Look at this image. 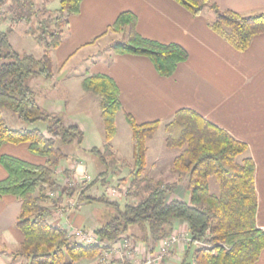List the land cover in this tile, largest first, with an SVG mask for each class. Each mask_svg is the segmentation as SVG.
<instances>
[{
    "label": "trees",
    "instance_id": "16d2710c",
    "mask_svg": "<svg viewBox=\"0 0 264 264\" xmlns=\"http://www.w3.org/2000/svg\"><path fill=\"white\" fill-rule=\"evenodd\" d=\"M174 1L193 16L211 12L209 27L239 52L248 50L253 39L264 33V13L241 14L210 0ZM82 2L59 0V9L52 11L36 5V0H0V25L5 22L10 26H31L29 33L45 47L40 58L20 54L9 39L14 29H0V146L27 143L33 154L46 158L44 165H33L0 156L8 172V177L0 182V196L12 195L22 204L16 226L24 240L12 254L13 259L25 258L27 264H76L99 257L109 243L122 239L131 229L138 232V236L133 234L134 239L146 243L169 238L174 223L180 220L187 224L190 239L180 264H256L264 250V231L256 221L255 163L248 156V146L192 109L177 111L165 125L166 146L179 150L172 165L176 181H155L146 175L147 142L156 135L161 122L138 124L127 114L133 162L119 159L112 147L121 110L118 86L107 75H88L82 90L98 98L106 134L104 151L94 148L90 152L99 155L105 170L89 185L64 188L58 182L56 168L67 157L58 144H68L76 137H80V144L83 134L77 126L66 127L58 116L41 107L28 81L54 77L52 52L61 45L68 18L80 13ZM136 23L135 15L124 12L111 26V32L124 35L112 44L114 54L145 56L161 76H172L177 66L188 59L186 49L142 37L136 31ZM3 111H10L28 126L43 125L45 131L38 126L13 130ZM117 166L129 168L128 177L119 181L129 179L127 196L138 201L120 205L104 195H88L99 184L109 186L108 177ZM182 181H187L190 202L173 197ZM212 183L216 192H212ZM50 191H60L59 198L52 199ZM64 198H76L77 203L100 202L114 208L112 218L94 231L98 244L81 245L72 241L66 230L49 223L52 209L48 204L53 201L58 207Z\"/></svg>",
    "mask_w": 264,
    "mask_h": 264
},
{
    "label": "crops",
    "instance_id": "0c3cea01",
    "mask_svg": "<svg viewBox=\"0 0 264 264\" xmlns=\"http://www.w3.org/2000/svg\"><path fill=\"white\" fill-rule=\"evenodd\" d=\"M210 1L223 9L241 14L264 13V0ZM36 5L52 11L58 10L60 6L59 0H36ZM124 12L136 16V31L142 37L161 44H178L186 49L188 59L177 66L172 76H161L152 61L145 56L114 54L111 43L103 46L111 34L117 38L119 36L120 40L123 39L122 33H113L109 29ZM212 20L211 12L204 11L199 16H193L174 0H83L80 13L68 18L69 26L65 28L61 45L52 52L54 77H34L28 81V85L36 92L37 103L49 113L61 117L64 124V111L69 109V98L67 96L66 101L59 100L58 86L61 83L77 79L79 89L76 94L80 102L88 101L100 110L98 98L83 92L82 82L88 75L93 74H104L112 78L118 86L121 103V110L116 118L117 134L112 140V147L116 156L129 164L133 162V140L132 131L125 124L127 114L138 124L160 121L159 132L165 130V125L173 120L177 111H196L212 124L247 144L248 156L255 163V188L258 197L256 221L257 226L264 231V33L253 39L248 50L239 52L212 31L209 27ZM0 26L5 31L10 24L4 22ZM23 31V34H27ZM44 51L45 48L43 53ZM74 71L76 72L73 73ZM83 108L82 106L85 112ZM3 116L13 130L38 126L45 131L43 125L28 126L22 123L10 111H3ZM97 118L101 122V113L94 120L97 121ZM68 124L80 129V124L74 120L69 119ZM94 124L99 126L97 122ZM119 124L127 134L125 153L119 143ZM81 126L84 128V124ZM89 153L90 151L84 150L82 155L90 158L94 175L85 157L82 158L78 152L67 155L56 168V178L62 186L65 179L70 177L87 174L92 178L91 182L99 178L102 172L95 176L97 165ZM148 153L149 148L146 175L150 177L149 172L154 171L159 164L158 160L149 162ZM3 155L33 165L46 163V158L33 154L27 143H6L0 146V156ZM174 159L169 171L172 175L170 174L171 177L167 178L166 183L177 179L172 172ZM117 167L108 177L110 184L128 177L129 168ZM7 177L8 172L0 161V182ZM99 185L92 188L88 195H104L111 202L120 205L127 203L124 197L111 200L107 195L108 186ZM67 200L64 198L60 205L65 204ZM73 200L77 201L76 198ZM94 204L102 205L100 202L77 203L78 206L73 210L65 205L64 211L59 213L56 203L52 201L48 204L52 209L49 223L63 228L72 241L79 243L75 237L70 236L72 232L82 230L94 233L104 224V220L96 215ZM21 210L22 204L16 197L0 196V264H27L25 258L14 260L12 256L24 240L22 231L16 226ZM133 234L138 236L136 229H131L130 233L117 242L109 243V248L99 257L81 260L76 264H103L101 259L106 254H109L108 264H135L148 257L154 258L160 253L161 241L146 243L134 239ZM173 234L181 239L189 238L187 224L176 221ZM187 247L188 243L185 242L174 246L163 264H180ZM256 264H264V250Z\"/></svg>",
    "mask_w": 264,
    "mask_h": 264
},
{
    "label": "rangeland",
    "instance_id": "374dc122",
    "mask_svg": "<svg viewBox=\"0 0 264 264\" xmlns=\"http://www.w3.org/2000/svg\"><path fill=\"white\" fill-rule=\"evenodd\" d=\"M9 27H12L16 31L14 32L15 34L13 33L9 39L11 41L12 46L17 52H19L20 54L34 55L35 57H38V58L43 55V50L45 47H43L44 45L41 43L38 44L35 36L29 33V29H31V26L15 24ZM0 28L2 29L1 26ZM23 30H25L27 34H23L24 32ZM118 40H120L119 36L117 38V36H115L114 34H111L110 37L107 40H105V42L103 43V46H107L110 43L114 44V42ZM76 71H74L73 73H75ZM78 89H79V85H78L77 79H70L64 83H61L58 86L59 100L66 101L67 96L69 98V101H68L69 109L64 111L66 113L64 114V117H63L64 125L66 127H70L71 125L68 124L69 119L74 120L76 123L80 124L79 130L83 134V137H81L80 144H78L80 137L74 138L72 142L68 144H61V143L58 144L59 148L62 150V152L65 155H72V154H75L76 152H78L79 155H82L84 150L91 151L94 148L104 151V148L106 145L105 127L102 123V120L100 122V119L98 120L97 118V121H95L96 117H99V113H100L99 107L96 108L94 105H91L88 101L80 102L76 94V91ZM82 106L84 107L83 109H85V112L82 110ZM7 120H8V116H7ZM94 122L99 123V126L97 124H94ZM126 122H125L126 126L131 131L129 124ZM9 124L13 126L11 123ZM83 124H84V128L81 126ZM118 129H119V139H120L119 143L123 146V149H124L123 152L125 153L127 134L122 125L119 124ZM166 136H167L166 131L162 129L159 132H157L155 137L148 143L149 162L152 163L155 160H158V164H159L158 167L154 171L149 172L150 177L156 180L164 181V182H166L168 177L169 178L171 177L170 176L171 173L169 171H170L172 160L174 159L175 156L179 154L178 149H170L166 146ZM89 154L91 155V158L95 161V165H97L98 171H95V176H98L99 172H103L105 168L100 162L99 155L95 153H91V152ZM84 157L85 156L82 155V158ZM85 158H86L85 160L89 168L91 169V173L94 175V170L92 169L93 165L89 161L90 158L88 157H85ZM90 183L91 182H88L86 184L89 185ZM213 183H212V192H216V186ZM110 186H114V187L129 186V179L124 182L118 180L114 182V184H110L108 187ZM175 196L186 202L191 201V192L187 187V181H182L181 183H179V186L177 190L175 191V194L173 195V197ZM108 197L111 200L116 199V197H112V198L110 196ZM124 199L131 203H134L137 200L131 196H124ZM121 202H123V200H121ZM93 206H94V209L96 210V215L99 218H102L104 220L103 223H105L107 220H110L113 214L115 213L114 208H112L111 206H106V204L104 203H102V205L94 204Z\"/></svg>",
    "mask_w": 264,
    "mask_h": 264
},
{
    "label": "built area",
    "instance_id": "2783aa9c",
    "mask_svg": "<svg viewBox=\"0 0 264 264\" xmlns=\"http://www.w3.org/2000/svg\"><path fill=\"white\" fill-rule=\"evenodd\" d=\"M91 180L92 178L87 174H84L83 176H80V177H70V178L65 179L63 187L64 188L79 187L80 185L84 183L91 182ZM60 193H61L60 191H55V192L50 191L48 195L52 199H57L59 198ZM127 194H128V186H120V187L110 186L107 188V195L110 197L120 198V197L127 196ZM65 205L71 210L75 209L78 206L76 201H74L73 199L72 200L68 199L65 202V204L57 207V210L59 211V213H62L64 211L63 207ZM70 236L75 237V239L79 243L88 245V246H93L99 243V240L94 233H89V232H85L82 230H76L72 232ZM182 242L189 243L190 239L187 237H183V239H181L179 236L172 233V235L169 238L161 240L160 253L157 256H155L154 258L148 257L146 260L135 263V264H163L164 259L169 257L174 246ZM126 247H127V242H126ZM108 258H109V254H106L101 259L102 263L108 264L107 263Z\"/></svg>",
    "mask_w": 264,
    "mask_h": 264
}]
</instances>
